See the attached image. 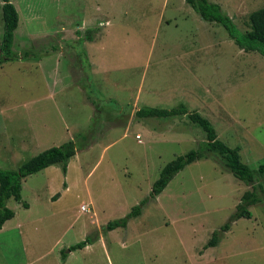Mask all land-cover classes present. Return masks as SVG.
I'll list each match as a JSON object with an SVG mask.
<instances>
[{"label": "rangeland", "instance_id": "1", "mask_svg": "<svg viewBox=\"0 0 264 264\" xmlns=\"http://www.w3.org/2000/svg\"><path fill=\"white\" fill-rule=\"evenodd\" d=\"M207 1L241 33L264 7ZM10 2L18 15L10 51L27 57L0 64V169L69 140L75 154L65 175L49 166L21 181L27 209L6 201L14 216L0 230V264H57L58 249L84 239L66 264H264V200L203 248L251 185L209 154L151 199L162 167L200 147L204 134L184 116L135 117L141 108L182 104L254 170L264 164V58L239 50L183 0ZM87 28L97 29L91 43L79 40ZM89 58L100 66L96 75ZM141 201L124 227L104 229Z\"/></svg>", "mask_w": 264, "mask_h": 264}, {"label": "trees", "instance_id": "2", "mask_svg": "<svg viewBox=\"0 0 264 264\" xmlns=\"http://www.w3.org/2000/svg\"><path fill=\"white\" fill-rule=\"evenodd\" d=\"M184 3L199 17L200 20L207 23H215L219 25L227 37L234 45L245 53H257L264 58V7L251 12L248 15V30L241 33L232 23L231 19L221 12L218 4L211 3L207 0H183ZM1 3V21H2V38L0 40V64L4 61H12L13 59H24L27 56L18 57L12 55L10 51L13 32L18 23L17 12L10 0H0ZM97 29L87 28L83 31V35L79 40L93 42V32ZM184 116L188 122L199 128L204 134V141L200 147L191 150L182 156L176 157L168 162L160 170L157 179L152 183L149 193L150 198L159 195L166 187L168 182L186 165L191 162L213 154L221 159L225 169L238 181L250 186V191H245L239 198L234 212L230 215L227 222L224 223L218 231L211 234L210 239L203 247L215 246L219 233L229 229V224L240 218H249V207L256 205L264 200V197H259L257 188L264 194V164H260L256 169L251 170L240 161L238 148H230L216 138L215 131L209 121L197 112H188L184 105L178 104L177 107L171 109H159L145 107L138 109L135 112V117L138 119L145 118H176ZM75 154V146L71 140L55 147H50L29 158L14 170L0 169V229L2 225L10 220L14 213L5 206L8 199L20 204L23 209H27L28 205L21 200L20 190L21 181L27 176L33 175L49 166H58L61 173L64 175L68 161ZM255 184V185H254ZM144 201H141L137 206L131 208L130 212L118 221L108 222L104 229L111 231L115 228L124 227L126 221L139 215L140 208ZM89 243L88 239H84L68 248L71 252L84 248ZM61 256L64 257V252L61 251Z\"/></svg>", "mask_w": 264, "mask_h": 264}, {"label": "crops", "instance_id": "3", "mask_svg": "<svg viewBox=\"0 0 264 264\" xmlns=\"http://www.w3.org/2000/svg\"><path fill=\"white\" fill-rule=\"evenodd\" d=\"M90 59V58H89ZM94 59V58H93ZM91 60V59H90ZM90 62H92L91 64L93 65V68H92V75H96L98 72H100V66H99V64H98V62H96V61H90ZM152 108V107H151ZM67 166H68V164H67ZM67 166H66V170H67ZM65 173H66V171H65ZM65 175V174H64ZM62 187H63V191L65 192L66 190H67V186H66V184L65 183H63V185H62ZM5 224V223H4ZM4 224L2 225V227L4 226ZM1 227V228H2ZM1 230V229H0ZM12 241H13V239H12ZM18 243H19V245H20V239L18 238ZM20 250H21V253L25 256L26 254H27V251H26V249L25 248H20ZM68 250V249H67ZM60 251H63V249H58L57 250V256H56V259H57V264H66V262H67V260H68V258L70 257V255H71V252L69 251L68 253H64V257L63 256H61V252ZM44 255H46L44 252H39V254L37 255V258H40V257H43Z\"/></svg>", "mask_w": 264, "mask_h": 264}, {"label": "built area", "instance_id": "4", "mask_svg": "<svg viewBox=\"0 0 264 264\" xmlns=\"http://www.w3.org/2000/svg\"><path fill=\"white\" fill-rule=\"evenodd\" d=\"M79 210L82 211V212H86V208H85L84 205H81V206L79 207Z\"/></svg>", "mask_w": 264, "mask_h": 264}, {"label": "water", "instance_id": "5", "mask_svg": "<svg viewBox=\"0 0 264 264\" xmlns=\"http://www.w3.org/2000/svg\"><path fill=\"white\" fill-rule=\"evenodd\" d=\"M69 252V250H66V253H68Z\"/></svg>", "mask_w": 264, "mask_h": 264}]
</instances>
